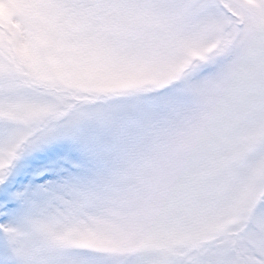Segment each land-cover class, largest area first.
<instances>
[{
    "label": "snow or ice",
    "instance_id": "snow-or-ice-1",
    "mask_svg": "<svg viewBox=\"0 0 264 264\" xmlns=\"http://www.w3.org/2000/svg\"><path fill=\"white\" fill-rule=\"evenodd\" d=\"M0 264H264V0H0Z\"/></svg>",
    "mask_w": 264,
    "mask_h": 264
}]
</instances>
